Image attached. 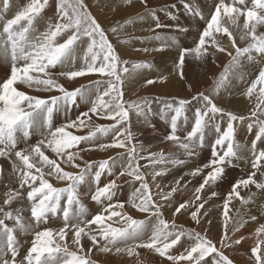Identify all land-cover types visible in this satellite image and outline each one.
I'll return each mask as SVG.
<instances>
[{
	"label": "snow or ice",
	"instance_id": "obj_1",
	"mask_svg": "<svg viewBox=\"0 0 264 264\" xmlns=\"http://www.w3.org/2000/svg\"><path fill=\"white\" fill-rule=\"evenodd\" d=\"M132 2L133 0H124L125 4ZM140 3L147 8V0H140ZM48 6L49 0H30L13 18L7 19L0 30V59L10 63L8 75L0 81V157L10 159L14 156L22 163V167H18L15 162L13 164V170L19 173V190L9 191L4 205H10L22 191L26 192V199L30 204L28 223L25 222L20 209L14 214L13 211L0 208L3 213L0 217V264H94L90 259L94 248L104 253L126 252L128 256L138 255L136 249H149L170 264H181L184 261L188 264H233L222 251L224 247L231 246L227 243L231 241L227 223L224 225L225 231L218 248L212 240L200 233L185 232L178 229L175 223L169 225L163 219L162 208L165 204L154 200L146 176L141 171V167L146 168L149 165H140L139 161L148 160L149 164L156 165L165 163L168 158L163 152L142 156L133 144L130 110L145 116L151 114V107L147 98L131 102L123 99L124 74L129 72L128 67L123 65H127L128 61L121 59L84 0H56L55 23L50 18L44 32L32 35L36 31L34 22ZM11 7L10 0H0V19H3ZM183 7L192 15L204 19L202 13L193 9L191 4L184 3ZM149 15L156 20L155 29L170 28L182 32L188 30L162 24L154 11ZM222 15L229 16L234 24L239 17H244L243 29L246 32L240 39L244 40L250 35L252 42L248 46H237L232 33L220 24ZM258 26H264V0H251V7H248V0H233L232 4L219 0L210 18L206 20V26L200 32L195 48L185 47L180 50L177 67L180 69L181 79L184 78L183 65L186 55L194 53L196 58H202L209 55L210 49L213 56L216 52L226 53L231 59L215 79L212 89L213 94H219L220 90L231 82L230 77L237 75L243 59L254 60L253 53L264 56V33L257 34ZM112 31L115 32L116 29L113 28ZM221 32L231 41L234 54L216 39L215 33ZM58 37L64 38L61 41ZM153 39L161 40L162 37L158 33ZM85 45L83 55L78 57V47ZM143 51L147 52L149 49L145 48ZM77 59L82 61L79 68L75 67ZM147 67L150 65L133 64L134 70ZM57 68L60 70L57 71ZM93 74L107 79H97L88 86L81 85L72 90L60 81L61 77L75 81L77 78ZM240 78L243 79L242 76ZM18 83L36 92L58 94L45 97L29 95L18 90ZM154 83V80L146 81L147 85ZM93 92L96 94L95 99L87 110L78 113L74 119L69 118L63 124L54 125V114L64 112L67 116L78 101L88 102V97ZM254 93L257 102L248 117L226 112L217 106L212 95L204 92L194 94L191 100L176 98L163 102L161 116L167 118L168 113H173L170 117V129L164 140L178 143L187 157L198 155V151L205 145L206 135L210 131L215 133L209 159L187 174L193 177L201 176V182L195 188L194 198L178 203L173 215L184 210L190 212L193 221L200 222V210L204 209L207 202L202 199L201 193L222 180L226 168L234 166L233 161L241 158L242 146L236 142L235 125L243 124L245 120L249 121V131L253 127L257 129L250 147L251 168L254 171L246 179L234 182L226 194L223 205L225 221L229 218V204L234 197L244 203L248 202L240 195L239 189L254 185L256 189L264 191V180L255 178L257 172L264 174V148L257 147L258 143H264V67L259 69L258 75L250 81L244 91V95L250 99ZM189 106L194 108L192 126L190 131H186L181 137L178 134L181 125L178 122L183 118L184 125L188 124L186 113L190 110ZM93 117L114 123L93 126L90 123ZM225 117L226 127L222 129L221 124L225 122ZM85 127L93 130L86 135H76L70 131ZM37 132L41 138L35 144L19 148L21 143L27 144ZM97 133L100 137L112 134L110 143L96 145L99 150L125 149L126 156L118 154L98 164L84 160L81 153L91 150L87 145L100 138ZM82 144L85 147H81ZM49 152L52 155H49ZM77 161L82 162L84 166L81 167V163ZM183 162L179 159L171 160L173 165ZM62 164L79 171H67ZM117 166L120 167L118 175L113 172ZM165 172L166 170L155 171L152 180L156 181V178ZM105 173L110 178L101 186V177ZM124 175L139 182L129 203L136 211L147 214L143 220L128 215L124 211L123 201L113 202L120 187L117 181ZM49 177L64 182L65 186H54ZM183 179V176L179 177L168 192H161V200L171 204V198L182 186L180 181ZM90 180L95 184L90 198L100 210L89 219V210L81 199L80 186L88 184ZM186 184L187 182L183 186L186 187ZM156 187L159 188L160 185L157 184ZM216 195L218 193L215 191L211 192V197ZM203 215H207L206 209ZM51 218H61L62 227H45L34 231L31 247L18 261V240L15 233H27L33 227L47 225ZM251 219L255 220L256 217L252 216ZM6 220L13 221V226L9 227L5 223ZM93 225L96 228H93ZM256 231L258 235L264 234V225ZM69 235L77 251L69 250L65 242ZM182 237H187L194 243L176 253L173 250L181 243ZM84 238L90 241L87 248L82 243ZM240 242V238L232 241L235 244ZM251 258H254L255 264H264V239L258 240L251 249Z\"/></svg>",
	"mask_w": 264,
	"mask_h": 264
},
{
	"label": "rangeland",
	"instance_id": "obj_2",
	"mask_svg": "<svg viewBox=\"0 0 264 264\" xmlns=\"http://www.w3.org/2000/svg\"><path fill=\"white\" fill-rule=\"evenodd\" d=\"M138 1H140V0H138ZM228 1L231 2L232 0H228ZM29 2H30V0H10L12 7L5 14L3 19H0V30H2L3 24L7 19L13 18L15 13L17 11L22 10L23 7L26 6ZM55 2H56V0H49V6L44 9V11L41 13V16L38 17L37 20L34 22L36 31L34 33H32V35H36L37 33L44 32L48 26V22H49L50 18H52V22L55 23V18H54L55 17ZM84 2L88 6V10L91 12V14L95 17V19L99 22V24L105 30L108 40L114 46L115 50L117 51V53L119 54L121 59L128 61L127 65H123V66L128 67V69H129V72L124 74V84H123L124 97H123V99L125 101L131 102V101H140L144 98H147L148 101L150 102V107H151L150 117L158 123V129H155V131H154V134L157 137L156 142H152L151 145L148 144V145L144 146L143 143L138 140V138L142 134V131L137 132L136 130H134L133 126L135 123L132 122L133 121L132 116L137 115L138 117H140L141 115H138L135 110H130V126H131V132L133 134V138L135 140L136 148H137L140 155L148 156L149 153H156V152L161 153V152H163L165 157L168 158L165 163L156 164V165L149 164L148 160H140L139 161L140 165H145V164L149 165L146 168L141 167V171L146 176V179L150 185L151 195L153 196L154 200L158 201L161 204L166 205L168 202L161 200L160 194H161V192H168L170 190V187L173 186V184H175V182L168 180V176L171 175V173L176 172V171L181 170V169H188L189 171H191L192 169H195V167H197L198 165L205 163L210 157L211 145H212L213 140L215 139V133L210 131L206 135L204 147L207 148V151L205 150L203 153L198 151V155H195L199 159V162L197 163L195 160H192L191 162L187 163L185 158H181L180 156L177 155V152L176 153H175V151L172 152L173 149L178 150L180 148L178 143L164 140V137L169 132L170 117H171V115H173V113H168L167 118L161 116L160 111H161V108L163 107V102L165 100H173L176 98L191 100V98L194 94H196L198 92H204L205 94L212 95V98L214 99V102L217 104V106L223 108L226 112H232L238 116L248 117L250 115V112L254 108L257 100H256V98L253 100V97L251 99L246 97L244 95V91L249 85V80L254 79L255 76L258 75L259 69L264 67V57L261 58V57H259L258 54L253 53L254 60L249 61L246 58L243 59L242 60V66H244V68L242 69V67H241L240 69L237 70V75L230 77L231 82L228 84V86L226 88L221 89L219 94H213L212 89L214 87V81L219 76V74L223 71L224 66L226 64H228L229 60L231 59L230 56H228L226 53H223V55H224L223 65L219 70H216V72H215V71H211L210 69H205V68L203 69L201 67L202 62H204L206 58H208V57L214 58L215 57V56L211 55L212 49L209 50L208 56L199 58L201 60L200 62H198V58H196L195 54L192 53V54H190V71L188 73L187 72L183 73V77H184L183 79H181V77H180V74H179L180 69L177 67V62H178L179 55H180L179 52L183 48V46L187 45V46H189V48L190 47L195 48L199 34L202 31V29L206 26V20L210 18V14L214 11V6L218 3L216 0H209L207 2L206 6L203 5V8H204L203 11L201 8H199V3H197V0H156V2H154V0H147V8L144 5H141V3H140L139 10H137V9L130 10L128 7L129 4H126V6H124V4H125L124 0H84ZM183 2L191 4L193 9L198 10L200 13H202L204 19H201L200 16H195L196 20H197L196 22H199L198 23L199 24L198 30L196 29L198 26H196L194 21L190 18L192 14L190 12L186 11L185 8L183 7V4H184ZM231 3H233V1ZM236 6H239V5H236ZM124 10H128V13L124 12V15L120 16L121 12H123ZM151 11L155 12L156 17L162 16L166 12H171V11H174V12L176 11V12H178V14L180 13L181 15H183L185 17L187 16L186 18L188 20V23L192 24V26H193L192 35L191 36H187V35L186 36L185 35L178 36V33H173L170 35L169 32L168 33L167 32H158V33H160L162 39L161 40L153 39V37H155L158 33L152 34L151 36H148L145 33L147 31L143 30V28H145L144 27L145 23L147 22V19H148L146 17V15H149V13ZM181 12H183V13H181ZM187 12L190 13V15H189L190 17H188ZM233 15H235V14H233ZM142 18L144 19V21L140 20ZM150 21H152L151 18H150ZM22 23H24V22H22ZM140 25H142L143 28H141ZM175 26H179V27L182 26V28H184L183 24H181V23L176 24ZM229 26L233 29V35H234L235 30H239V27L237 25L234 26V23H232V19L230 17H229V23H227V27H229ZM152 27H153V29H155V24ZM113 28L116 29L115 32L112 31ZM156 31H158V30H156ZM174 31L175 30L170 29V32H174ZM244 31L246 32V30H244ZM143 32L145 33V35ZM237 33H235V35ZM121 34L124 37H122ZM242 34H244V33L242 32ZM114 35H116V36H114ZM236 36L239 37V35H236ZM63 38L64 37H58V39L61 41L63 40ZM149 39L150 40H156L154 43V47L151 45H149V47H147V45H148L147 42L149 43V41H150ZM166 40H168V41H166ZM185 41L187 43L184 44ZM251 42H252L251 36L249 35V36L245 37L243 43H241L239 45L237 44V46L246 47ZM135 43H136V45H135ZM145 43L147 44L146 45L147 49H149V51H147V52H145V51L143 52V49H145ZM223 46L228 51H230V47H231V49H232L231 52H233V54L235 53V50L232 48L231 41L228 39V37H225V41L223 42ZM85 47H86V45L78 47V49H77L78 57L83 55V52H84L83 48H85ZM155 49H162V50L157 51ZM168 50H171L172 52L169 51L171 54L168 53L166 55V52H168ZM173 51H174V53H173ZM152 53H154V54H152ZM168 55H170V56H168ZM160 56H162V57H160ZM81 63H82V61L80 59H77L75 67L78 66V68H79ZM135 63L148 64V65H150V67L134 70L133 64H135ZM0 64L3 67L2 70H4L3 72H1V70H0V81H3V79L6 78V76L8 75V73L10 71V63L5 62L3 59H0ZM154 64H156V65H154ZM59 70L60 69L57 68V71H59ZM64 70H70V69H64ZM150 71H152V72H150ZM250 71H252V72L250 73ZM186 74H188L187 75L188 77L185 76ZM241 76L243 77V79L240 78ZM248 76L250 77V79L248 78ZM61 78H63V77H61ZM81 79H85L88 81L82 82ZM97 79H105L106 80L107 77L101 78V77H99L98 74L87 75L85 77L77 78L75 81H73V85L76 86L75 88L80 87L81 85L88 86L92 81L97 80ZM147 80L156 81V83H159L157 86L160 88L159 89H148V87L150 85L146 84ZM181 80L183 83L181 82V84L179 86V82ZM156 83L151 84V85H155ZM17 85L20 86L22 91L26 92L29 95H38V96L43 95L42 97H45L48 95L58 94V93L36 92L35 90L28 89L23 84L18 83ZM175 86L179 87V88H177L178 89L177 91L174 88ZM144 88H147V89H144ZM70 90H72V89H70ZM102 90H103V87L101 88V91ZM91 95L89 96L90 98L88 97V102L78 101L77 105L73 106V108L71 110V112H72L71 118L72 119H74L77 116V114H75V108L80 109V110H87L91 106V101L95 99L96 94H95V92H93ZM157 98H159V99H157ZM105 99H108V98L105 97ZM189 109L190 110L188 112L194 111V108H192V106H189ZM187 113H186V115L189 118V115ZM58 114L61 115V114H63V112L57 113V115ZM192 115H193V113H192ZM69 118L70 117L65 118L64 116L61 118V116H60L59 121L61 124H63L66 121V119H69ZM225 118H224V120L226 121L227 118L226 119ZM93 119L96 121H94ZM147 121L151 122L150 119H147ZM90 122L93 123L92 124L93 126H95V125H105L106 126V125H110V124L114 123V121H111V120L109 121L107 119H101V118H96V117H93ZM53 123L55 125V121H53ZM179 123L185 129L184 132L183 131L178 132V134L183 137V134H185L186 131H190L191 126H192V120L189 118L188 124L184 125L183 118H181V121ZM248 123L249 122L246 123V127H247ZM221 127H222V129L224 127H226V123L224 122L223 124H221ZM235 127L237 128V124L235 125ZM85 129H86V133L82 134V135H86L90 130H93V129H89L87 127H85ZM252 131H254L255 135H256V132H257L256 127L255 128L253 127ZM37 133L33 134V136L37 135ZM109 134L110 135L100 137L99 136L100 134L97 133V136L100 138L98 140L94 141L93 144L87 145V147H89L91 149L90 151H88V153L89 152L95 153L93 156V158L95 160H92V161L96 162L97 164L103 160L98 159V157L96 155V152L99 149L98 147H96V145H98L99 143H110L112 140V134L111 133H109ZM40 138H41L40 136H37V140H39ZM27 143H29V141H27ZM22 144L24 145L25 143H21L20 146ZM25 145L27 146L30 144H25ZM26 146H24V147H26ZM81 147H85V145L82 144ZM153 147H156V150H153L154 149ZM249 147H251V146L248 145V149L250 151ZM122 152L124 154L125 150H123ZM101 154H102V158H105L106 155H103L105 153L101 152ZM119 154H121V152H119ZM117 155H118V153L111 155V156H109V158H105L104 160H109L110 158L116 157ZM201 155H202V157H201ZM174 156H176V157H174ZM171 158L172 159L178 158L179 160H183L184 162H183V164L173 165L171 163V160H172ZM84 160L87 161V158L84 157ZM14 162L18 167H22L21 162L17 161V160L11 161L12 166H13ZM77 162L81 163V167L84 166L82 164V162H80V161H77ZM250 163H251V161H250ZM180 166H182V168H180ZM62 167H65V165H62ZM118 167L119 166H117L116 168H118ZM116 168L113 169V172L118 175L120 172V167L118 169H116ZM169 168H170V170H169ZM230 168H232V166L229 168L228 167L226 168L227 171H225V175H224L222 180H220L216 184L212 185L211 188H206V189H208L210 192H212V191L216 192L218 188L219 189L224 188V190H226V191L228 189H230L232 184L234 182H236L237 180H239L240 175H244V172H245V170H242L241 173L238 174L237 172L239 170L235 171V170H231ZM65 170L74 171V172L79 171L78 169H73L71 167H65ZM161 170H166L165 174L160 176V177H157L156 181H153L152 175L154 174V172L155 171H161ZM2 172L9 173V175H7L6 173H3L4 177L7 178V180L12 181L13 183L16 182L15 185H11L7 181H3L2 184L0 185V195L2 196V199L4 198L3 200H5V198H6L5 194L8 193L7 191H12V189H10L9 185H11L12 187H15L17 184V186L19 187V178H18L19 173L17 172L15 174L14 172H10L6 169H4V171H2ZM247 172H249V171H247ZM258 174H259L258 177H260L261 175H264L261 172H258ZM102 176L103 177H101V182L103 181L104 183H106L107 180L110 178L107 175V173H105ZM124 176H126V175H124ZM124 176H122V177H124ZM122 177H120V178H122ZM245 177H246V175H245ZM49 179H50V182L53 183L54 186H56V184H57L56 187L65 186L64 182L54 181L55 179L53 180V178L51 179V177H49ZM196 180H197V182H196ZM200 182H201V176H195V178L193 180H190L187 182L186 186H188V187H187V189L185 187V190L187 191L190 188L187 192L180 189V187H179L178 191L171 198V204H170L171 210L172 209L175 210V207L178 206V203L183 202V200L187 201V199H193L192 194H195V188L199 185ZM104 183H101V185H103ZM117 183L119 185H121L120 187L124 188V197L126 200V201H124L125 209L130 207V209L132 210V207L129 203V200L132 196V193L134 192V189L139 186V182L133 181L132 177H127V179H125V177H124V178H122V180L119 179L117 181ZM89 184L92 185V187L94 188V183H92L91 180L83 188L88 187ZM157 184L160 185L159 188L156 187ZM83 185H81V186H83ZM127 189H128V191H127ZM253 192H254V190L252 191L249 189L247 191H245V193H247V195L244 194V197H246V198L248 197V200H247L248 202L247 203L242 202V203H240V205L238 204V207L236 208V210L233 213L229 212V218L227 219V221H225L224 212H223L224 210L222 209V206L224 205L225 196L228 193V191L225 192L221 198L220 197L216 198L214 196L212 201L210 200L209 202L207 201L205 203L204 209L200 210V215H199V221L200 222L199 223H196L195 221H193L189 217L190 212H185L184 210H181V213L178 214V218L175 217V219H170L172 217L171 216L172 214L170 215L169 218H167L168 217L167 215H169V214H165V212L162 211L163 219H165L169 223V225H171L175 222V225L177 226V228L183 229L185 232L194 231V232L200 233L202 236H205L206 238L212 240L213 243H215L218 248H220L219 241H220V239H221V237L225 231L224 225H225V223H227V232H228V235L231 236V241H228L227 243L231 244V246L230 247H227V246L224 247L222 249V251L225 253V255H227L229 257V259L233 262V264H255L254 258H251V249L254 247L253 242L249 243L248 241L241 240V242L239 244L232 243V241H234L235 239L240 238L238 235L235 236V234L238 233L240 231V229H244V228L248 229L251 226L249 221H244L242 223L241 219L243 220V217L240 213H238V214H240L241 216H238V214L236 213L237 210H239L241 207H243L245 209V212H246V208H254V209L256 208L254 210V213L251 214V216L254 215V216H256V218L259 215L264 216V214H263L264 203L262 202V200L260 201V199L256 198L258 196L257 194L252 195V194H254ZM85 195L86 196L84 198H87V199L89 198L90 201H92L90 198V195H88V193H85ZM117 196H118V193H117L116 197H114L113 202H116L114 200H118ZM208 197H211V193H209ZM25 198H26V192H25V194H24V192H22V194L16 200H13V202L8 206H5L4 201H3V204L0 205L1 206L0 208H4L5 211H13V213L15 214L16 210L19 209L18 208L19 207L18 202L23 201L24 206H23V211L21 212V214L25 218V222L28 223L30 220V204H29V202H27V199H25ZM81 198H82V202H83L84 198L83 197H81ZM214 198H216V199H214ZM93 203H95V202H93ZM259 203L263 204V205H261V209L259 208L260 205L259 206L257 205ZM16 205H18L17 208L16 207L13 208ZM85 205L87 206V204H85ZM207 207L210 208L211 210H216V212L214 213L215 216H210L208 219H206L207 216L203 215V213H204L205 209L208 210ZM87 208L89 210V217H88L89 219L91 218V216L93 214H96L97 211L100 210L98 205L96 208H93L91 206H87ZM257 208L259 209V211L257 210ZM133 210H135V209L133 208ZM193 210H194V208H193ZM260 210H261V212H260ZM257 211L260 212L261 214L257 213ZM127 214H129V213H127ZM2 215H3V213H0V217H2ZM145 215L147 216V214H145ZM145 215L142 218H138V217H133V218L143 220L146 218ZM165 216H167V217H165ZM200 216H201V218H200ZM257 219H261L257 223V224H261L262 223L261 221H263V219L260 217ZM239 220L241 221L240 223H239ZM249 220H251V218H249ZM6 221H9V220H6ZM214 221H216L218 224ZM50 222H52V223H50ZM212 223H214L213 226H211ZM251 223H254V222H251ZM6 224H8V223L6 222ZM62 224H63V222H62L61 218H51L47 225L41 224V225H39L38 228L33 227V229L31 231L25 233L24 236L28 238V236L26 234H29V235L33 236L32 237V239H33L34 238V231L42 230L45 227H49L52 229H59L60 227H62ZM92 227L96 228L95 225H93ZM22 233L23 232H20L21 238H20V235L18 232L15 233L16 237H19V238H17L18 247L22 248V250H28L30 248L28 246L29 243L25 242ZM251 233H252V231H251ZM17 234H18V236H17ZM213 237L216 240H213ZM70 240H72L71 235H69V237L66 238L65 242L68 244L70 251H75L74 249L70 248V242H71ZM65 242H61V243H65ZM193 243H194V241H189L187 239V237H182L181 243L178 244L173 251L176 253L182 252L184 250V247H187ZM145 250L146 249H136V252L140 255V260L137 261L138 263H134V264H170L169 261H167L164 258H161L158 254L154 257L155 258L154 260L148 258L145 255ZM147 251H150V250L147 249ZM151 251L154 254H156L153 250H151ZM21 252H23V251H21ZM124 253L127 254L126 252H124ZM21 256H23L22 253H21ZM133 256H131L132 261H133ZM90 259L94 262V264H98V263L104 264L102 262L105 261V260H102V262H99L96 260V262H95V260H93V258L90 257ZM209 259H211V258L209 257ZM132 261H131V264H133ZM181 264H188V262L184 261V262H181Z\"/></svg>",
	"mask_w": 264,
	"mask_h": 264
},
{
	"label": "bare ground",
	"instance_id": "obj_3",
	"mask_svg": "<svg viewBox=\"0 0 264 264\" xmlns=\"http://www.w3.org/2000/svg\"><path fill=\"white\" fill-rule=\"evenodd\" d=\"M209 0H197V3H199V8H201L202 9V11L204 10V8H203V5H207V2H208ZM217 2H219V0H216ZM233 1V0H232ZM231 1V2H232ZM154 2H156V0H154ZM230 1H228V0H226L225 1V3H229V4H232ZM184 3V2H183ZM142 5V4H141ZM124 6H126V4H124ZM139 6H140V1H136V0H133V2H132V4H129L128 5V7H129V9L130 10H134V9H137V10H139ZM248 7H251V0H248ZM146 9V8H145ZM183 9V8H182ZM183 11V10H182ZM124 12H126V13H128V10H124L123 12H121V14H120V16H122V15H124ZM181 13H183V12H181ZM180 14V13H179ZM178 14V12H174V11H171V12H166L164 15H162V16H158V18H159V21L162 23V24H165V25H173V26H175L176 24H179V23H181V24H183V27L184 28H186V29H188L187 31H177V30H175L174 32H170V28H164V29H154V30H152L151 32H150V30L149 29H153V25L156 23V21L153 19V17H151L150 15H146V17L148 18L147 19V22L145 23V28H143L142 27V25H140L141 26V28H143V30L144 31H147V32H145L148 36H151L152 34H156V33H158V32H169L170 33V35L171 34H173V33H178V36H183V35H187V36H191L192 35V30H193V26H192V24H189L188 23V20H187V16L185 17V16H183V15H179ZM187 15H188V17H190L189 15H190V13H188L187 12ZM145 17V18H146ZM150 18H151V20L152 21H150ZM193 21H194V23H195V25L196 26H198L199 24V22H196L197 20H196V17L195 16H193V15H191V17H190ZM140 20H142V21H144V19L142 18V19H140ZM163 21V22H162ZM243 21H244V17H239V19H237V21H236V23L234 24V26L235 25H237L238 27H239V30H235V32H234V35H233V29L229 26V27H227V23H229V16H226V15H222V17L220 18V24H221V26L222 27H226V28H228V30L232 33V35L235 37V40H236V43L239 45V44H241V43H243V41L244 40H241L240 39V37H241V35H242V32L244 33L245 31V29H243ZM142 23V22H141ZM192 23V22H191ZM144 24V23H143ZM117 26V25H116ZM181 28H182V26H181ZM197 30L199 29V26L196 28ZM119 30V29H118ZM156 30H158V31H156ZM238 32V33H237ZM144 33V32H143ZM145 33H144V35H145ZM235 33H237L236 35H239V37H237L236 35H235ZM260 33H264V26H258L257 27V34L259 35ZM160 34V33H159ZM122 35V34H121ZM114 36H116V35H114ZM215 36H216V39L223 45V42L225 41V37H227L226 35H224L223 34V32H221V33H215ZM122 37H124L123 35H122ZM145 37V36H144ZM147 38V37H146ZM179 38V37H178ZM182 38V37H181ZM185 38V37H184ZM170 39V38H169ZM150 40V39H149ZM147 41V40H146ZM155 41L156 40H150L149 41V43L147 42V44L145 43V48H147V47H149V45H151V46H153L154 47V43H155ZM166 41H168V40H166ZM171 41V40H170ZM178 41V40H177ZM180 41V40H179ZM184 41V40H183ZM145 42V41H144ZM185 43H187L186 41L184 42V44ZM138 44V43H137ZM182 44V43H181ZM135 45H136V43H135ZM142 45V44H141ZM146 45H147V47H146ZM150 46V47H151ZM185 47H187V48H189V46H183V48H185ZM182 48V49H183ZM190 48H193V47H190ZM84 49V48H83ZM170 49V48H169ZM172 49V48H171ZM172 52L171 50H168V52H166V55L168 54V53H170V52ZM230 51H232V49H231V47H230ZM144 52V51H143ZM173 53H174V51H173ZM152 54H154V53H152ZM171 54V53H170ZM179 54H180V52H179ZM165 55V56H166ZM174 55V54H173ZM143 56V55H142ZM145 56V55H144ZM168 56H170V55H168ZM194 56V55H193ZM160 57H162V56H160ZM259 57H261V58H263L264 56H262V55H259ZM168 61V60H167ZM201 60L198 58V62H200ZM156 62V61H155ZM223 62H224V55H223V53H221V52H216V54H215V57L214 58H212V57H208V58H206L205 59V61L204 62H202V64H201V67L204 69H210L211 71H215L216 72V70H219L221 67H222V65H223ZM159 64V63H158ZM154 65H156V64H154ZM242 67V69L244 68V66H241ZM76 68H78V66L76 67ZM3 69V67L1 66V64H0V70H1V72H3L4 70H2ZM190 71V54H188L187 56H185V61H184V66H183V73H185V72H189ZM150 72H152V71H150ZM252 71H250V73H251ZM257 73V72H256ZM150 74V73H149ZM188 74H186L185 76L186 77H188L187 76ZM248 78L250 79V77L248 76ZM190 79V78H189ZM60 81H61V83H63L64 85H65V87L66 88H68L69 90L70 89H73V88H75L76 86H74L73 85V81H68V80H66L65 78L63 79V78H61L60 79ZM81 81L82 82H87L88 80H85V79H81ZM188 81V80H187ZM250 81L251 80H249V83H250ZM181 82H182V80L179 82V86H180V84H181ZM183 83V82H182ZM159 83H156L155 85H150L149 87H148V89H159L160 87H158L157 85H158ZM16 87L18 88V90H20V91H22L21 90V88H20V86H18V85H16ZM175 89H176V91L178 90L177 88H179L178 86H175L174 87ZM144 89H147V88H144ZM39 94V93H38ZM44 94V93H43ZM42 95V94H41ZM43 96V95H42ZM92 96V95H91ZM90 98V97H89ZM256 98V94L254 93V95H253V100ZM247 99V98H246ZM82 111H85V110H80V109H76L75 108V114H77L78 115V113H80V112H82ZM192 113L193 112H188L187 114L189 115V118L192 120L193 119V115H192ZM60 116H61V118L64 116L65 118L66 117H70L71 118V116H72V112H70V113H68V115L66 116L65 115V113L63 112V114H58L57 115V113L56 114H54V117H53V121H55V125H60L61 123H60V121H59V119H60ZM74 117V116H73ZM149 117V118H148ZM102 119V118H101ZM147 119H150L151 120V122H148L147 121ZM226 119V118H225ZM94 120V119H93ZM132 122L133 123H135L134 124V126H133V128H134V130H136L137 132H140V131H142V134H141V136L138 138V140L140 141V142H142L143 143V145L145 146V145H148V144H152V142H156V140H157V137L155 136V134H154V131H155V129H158V123L154 120V119H152L151 117H150V114L149 115H145V116H140V117H138L137 115H134V116H132ZM94 121H96V120H94ZM110 121V120H109ZM181 121V120H180ZM179 121V122H180ZM178 122V123H179ZM247 122H249L248 120H245L244 121V123L243 124H239V123H237V130H236V142L237 143H239L241 146H242V151L240 152V159H236V160H234L233 161V165L234 166H232V168H230L231 170H235V171H238L237 173L239 174V173H241V171L242 170H245V172H244V175H240V178H239V180L240 179H246V177H248V175L252 172V171H254L252 168H251V163H250V161H251V159H252V157H251V154H250V151H249V149H248V145H250L251 146V143H252V141H253V139H254V136H255V132L254 131H249V130H247L248 129V127H246V123ZM91 123V122H90ZM157 123V124H156ZM225 123H226V121H225ZM91 124H93V123H91ZM180 124V123H179ZM223 124V123H222ZM153 125H154V127H153ZM255 128V127H254ZM257 130V129H256ZM70 131H72L73 132V134H76V135H82V134H85L86 133V129L85 128H83V129H81V130H76V129H71ZM181 131H185V129L181 126V130H180V132ZM136 132V133H137ZM35 134V133H34ZM138 134V133H137ZM108 135H110V134H108ZM184 135V134H183ZM37 136H40L38 133H37V135H35V136H33L32 135V137H31V139L30 140H28L29 141V143H27V144H30V145H32V144H35L36 143V141H37ZM100 136V135H99ZM182 137V136H181ZM133 144H135V140H134V138H133ZM24 146H26L25 144L23 145H19V148H24ZM136 146V145H135ZM257 147L258 148H264V143H258V145H257ZM154 149L153 150H156V147H153ZM250 148V147H249ZM123 150H125V149H106V150H104V151H101V150H99L98 149V151L96 152V155H97V157H98V159H100V160H104L105 158H109V156H111V155H114V154H116V153H118L119 154V152H121V154H123ZM207 151V148H205V147H203L202 149H200L199 151L200 152H204V151ZM175 151V153L177 152V155L178 156H180L181 158H185L186 159V162L188 163V162H191L192 160H195L197 163L199 162V159L196 157V156H193V157H187L186 155H185V153H184V150L183 149H181V148H179L178 150L177 149H173V151L172 152H174ZM101 152H103V153H105V154H103V155H106L105 156V158H102V154H101ZM107 153V154H106ZM157 153V152H156ZM49 155H52L50 152L48 153ZM94 154L95 153H91V152H89L88 153V151L87 152H82V156L83 157H86L87 158V161H92V160H95L94 158H93V156H94ZM124 155L126 156V152L124 153ZM104 157V156H103ZM172 157V156H171ZM174 157H176V156H174ZM201 157H202V155H201ZM172 159V158H171ZM178 159V158H177ZM13 160H16V158L13 156V157H11L10 159H8V158H4V157H0V185L2 184V182L3 181H7L9 184H11V185H15V183L16 182H12V181H10V180H7V178H5L4 177V175H3V173H6L7 175H9V173H7V172H2V171H4V169H6V170H8V171H10V172H14L15 174L17 173V172H15L14 170H13V166L11 165V161H13ZM245 160V161H244ZM18 161V160H17ZM247 163V164H246ZM83 164V163H82ZM183 164V163H182ZM21 165H22V163H21ZM63 165V164H62ZM119 168V167H118ZM118 168H116V169H118ZM180 168H182V166H180ZM229 168V167H228ZM148 170V169H147ZM169 170H170V168H169ZM193 170V169H192ZM191 170V171H192ZM149 171V170H148ZM152 171V170H151ZM191 171H189L188 169H181V170H178V171H176V172H173V173H171V175H169L168 176V180H170V181H173V182H175L179 177H181V176H183L184 177V179L183 180H181L180 181V184L182 185L181 187H180V189H182V190H184V191H186L185 190V186H183V185H185V183L186 182H188V181H190V180H193L195 177H193V176H190V175H187L189 172H191ZM205 171H207V170H205ZM225 171H227V169L225 170ZM247 171H249V172H247ZM153 172V171H152ZM147 174V173H146ZM151 175V174H150ZM245 175H246V177H245ZM258 172H257V176L255 177L257 180H264V175H261L260 177H258ZM103 177V176H102ZM125 177V179H127V177H129V176H124ZM124 177H122V178H124ZM122 178H120L121 180H122ZM52 179V178H51ZM54 180V179H53ZM103 180V179H102ZM54 181H56V180H54ZM106 181V180H105ZM196 182H197V180H196ZM58 183V182H57ZM101 183H104L103 181L101 182ZM120 183V182H119ZM65 184V183H64ZM11 185H9V187H10V189H12V191H16V190H18L19 189V187L17 186V184H16V186L15 187H12ZM60 185V184H59ZM63 185V184H62ZM86 184H84L83 186H80V193H81V197H85L86 195H85V193H88V195H90L91 194V192L92 191H94V189H95V184H94V188L92 187V185H88V187H86V188H83L84 186H85ZM155 185V184H154ZM174 185V184H173ZM56 186H57V184H56ZM102 186V185H101ZM121 186V185H120ZM187 187L188 186H186V189H187ZM190 189V188H189ZM188 189V190H189ZM254 190V194H252V195H255V194H257L258 196L256 197L257 199H260V201L262 200V202L264 203V191H260V190H258V189H256V187L254 186V185H250L248 188H241V189H239V191H240V195L242 196V197H244V194L245 195H247V193H245V191H247V190ZM164 190V189H163ZM187 190V191H188ZM229 190L230 189H228L227 191L229 192ZM22 191V190H21ZM127 191H128V189H127ZM186 191V192H187ZM226 190H224V188H218L217 189V191H216V193H218V195H216L215 197L216 198H221L222 197V195L225 193V192H227ZM7 192H9V191H7ZM23 192V191H22ZM263 192V193H262ZM117 193H118V196H117V199L119 200V201H126L125 200V197H124V188L123 187H120L119 189H117ZM192 193V192H191ZM209 193H211L208 189H205V191L203 192V193H201V196L203 197L202 199H205L206 201H212V199H213V197H208V195H209ZM3 194V193H2ZM24 194H25V192H24ZM6 195V194H5ZM84 195V196H83ZM128 195V194H127ZM194 195L195 194H192V196H193V198H194ZM216 198H214V199H216ZM245 198V200L247 201L248 200V197L246 198V197H244ZM4 199V198H3ZM2 199V196L0 195V205H2L3 204V200ZM26 199V198H25ZM82 199V198H81ZM187 200H192V199H187ZM114 201H117V200H114ZM184 201V200H183ZM234 201V202H233ZM23 202V201H22ZM22 202H18L19 204V209L21 210V212L23 211V206H24V202L22 203ZM28 202V201H27ZM85 204H87V206H91V207H93V208H96L97 207V205L95 204V203H93V201H90V199L88 198H84V201H83ZM200 201H196V203H199ZM255 202V201H254ZM26 203V202H25ZM216 203V202H215ZM240 203H242V201L240 200V199H237V198H233L232 199V201L230 202V204H229V212H234L235 210H236V208L238 207V204L240 205ZM173 204V203H172ZM18 205H16V206H14L13 208H17V206ZM131 205V204H130ZM129 205V206H130ZM258 206H259V208L261 209V205H263V204H261V203H259V204H257ZM209 206V205H208ZM1 207V206H0ZM175 207V206H174ZM8 208V207H7ZM92 208V209H93ZM207 217H206V219H208L210 216H215L214 215V213L216 212V210H211L210 208H208L207 207ZM222 209L224 210V208H223V206H222ZM256 209V208H255ZM254 208H246V212H245V209L243 208V207H241L239 210H237V214L238 213H240L241 215H242V217H243V220L241 219V221H242V223L244 222V221H249L250 222V224H251V226L247 229V228H244V229H240V231L238 232V233H236L235 234V236L236 235H238L239 237H240V239L241 240H243V241H248L249 243H252L253 242V245L255 246L256 245V242L258 241V240H260V239H264V234H257V229L261 226V225H264V216H261V215H257L258 217L257 218H262L263 219V221H261L262 223L261 224H257L261 219H255V220H249V218H251L252 216H251V214L252 213H254V210H255ZM131 209H130V207L129 208H127V209H125L124 208V211H128L127 213H129L128 215H131L132 217H138V218H142V217H144V213H141V212H138V211H136V210H133V208H132V210L130 211ZM257 210L259 211V209L257 208ZM162 211L163 212H165V214H169V215H167V216H165V217H167V218H169L170 217V215L172 216L170 219H175V217L176 218H178V214H176V215H173V212H174V209H172L171 210V205L170 204H166L163 208H162ZM257 211V213H259V214H261L260 212H261V210H260V212H258ZM98 212V211H97ZM224 212V211H223ZM0 213H2V212H0ZM256 213V212H255ZM240 214H238V216H241ZM263 214H264V212H263ZM94 215V214H93ZM190 215V214H189ZM91 216V215H90ZM146 216V215H145ZM254 216V215H253ZM190 218H191V215L189 216ZM256 217V216H255ZM200 218H201V216H200ZM116 219H118V218H113V220H116ZM240 220H239V223L241 222ZM8 223L7 225L9 226V227H12L13 226V224H14V222L13 221H11V220H9V221H5V223ZM177 222V221H176ZM214 222H216V221H214ZM251 222H254V223H251ZM50 223H52V222H50ZM108 223H113V221H108ZM175 223V222H174ZM217 223V222H216ZM213 224L214 223H212L211 224V226H213ZM218 224V223H217ZM57 226V225H56ZM113 226H120V225H118V224H113ZM54 227V226H53ZM217 227V226H216ZM43 228V227H42ZM95 228V227H94ZM31 231V230H30ZM251 231H252V233H251ZM18 233H19V235H20V238H21V234H20V231H17ZM33 232V231H32ZM24 232L22 233V235H23V238H24V240H25V242H27V243H29V247H31V242L30 241H32V235H29V234H26L27 236H28V238L27 237H25L24 236ZM17 236H18V234H17ZM257 237V238H256ZM17 238H19V237H17ZM256 238V239H255ZM255 239V240H254ZM22 240V239H21ZM213 240H216L214 237H213ZM69 241V240H68ZM71 242H70V248H72V249H74L75 251H77V248H76V246L72 243V240H70ZM184 241V240H183ZM82 243L84 244V246H85V248H87L89 245H90V241H88L87 240V238H84L83 240H82ZM184 243V242H183ZM182 243V244H183ZM181 244V245H182ZM21 251H23V252H21ZM21 253L23 254V256H21ZM26 253H27V250H22V248H20V247H18V256H17V260L19 261V260H21L25 255H26ZM10 255V254H9ZM105 255V256H104ZM145 255L148 257V258H150V259H155L154 257L157 255V254H154L151 250L150 251H147V249L145 250ZM104 256V257H103ZM90 257L91 258H93V260H95V262H96V260L97 261H99V262H102V260H105L104 262H102V263H104V264H131V261H132V257L131 256H128L127 254H125V253H120V254H114V253H104V252H101V251H99L98 249H96V248H94L93 250H92V252H91V254H90ZM140 260V255L138 254V255H134L133 256V264L134 263H138L137 261H139ZM152 261V260H151ZM111 262V263H110ZM99 264V263H98Z\"/></svg>",
	"mask_w": 264,
	"mask_h": 264
}]
</instances>
